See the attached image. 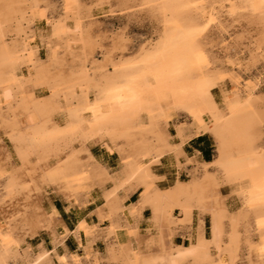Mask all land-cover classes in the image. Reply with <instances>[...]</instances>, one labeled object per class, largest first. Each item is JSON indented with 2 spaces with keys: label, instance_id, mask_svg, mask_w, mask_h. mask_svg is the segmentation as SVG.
<instances>
[{
  "label": "bare ground",
  "instance_id": "bare-ground-1",
  "mask_svg": "<svg viewBox=\"0 0 264 264\" xmlns=\"http://www.w3.org/2000/svg\"><path fill=\"white\" fill-rule=\"evenodd\" d=\"M32 1L0 0V263L19 248L18 231H65L53 234L58 261L78 257L64 247L60 198L66 211L95 205L88 217L119 237V264H264V104L257 79L244 95L227 90L212 56L216 46L247 69L264 65V0H91L123 27L93 35L91 9L79 4L39 34L49 49L64 44L63 57L56 46L45 60L11 41L24 35ZM129 26L146 35L132 52ZM203 136L211 161L185 151ZM163 166L174 171L167 186ZM97 227L84 218L73 235Z\"/></svg>",
  "mask_w": 264,
  "mask_h": 264
},
{
  "label": "rangeland",
  "instance_id": "rangeland-1",
  "mask_svg": "<svg viewBox=\"0 0 264 264\" xmlns=\"http://www.w3.org/2000/svg\"><path fill=\"white\" fill-rule=\"evenodd\" d=\"M32 2H33L32 8L34 11L32 10L31 13L29 12V14L26 17V21L22 25L24 35H22V37L20 38H16L15 36H13L11 37L12 40L11 39L10 40L15 45L22 44V46H25L26 44H28L29 47L37 46L36 47L37 55L38 57H41L43 60H45L51 48H57V47H59V49H57L58 51L55 52L56 57L57 58L63 57L65 55L64 50H62L64 48V44H62L63 43L62 41H58L55 43V45H52V47H50L49 49L50 45L47 43V41H44L45 43L44 42L42 43L39 40L40 39L39 34L40 33L47 34L49 30L47 29L48 24L51 21L54 20V21L63 22L66 18L72 15V13L75 11L76 7L79 4L83 5L87 9H91L90 17L87 18L85 22L88 28L91 29L93 35H98V36L109 35L111 33H115L119 31L123 27L121 22H119L115 18L110 17L105 9L104 10L97 9L96 7H94V4L93 2H91V0H33ZM124 32L131 52L139 44L140 37L142 38L146 36L144 31H140V29L136 28L135 26H129L124 28ZM11 34L14 33L12 32ZM27 38H29L30 41ZM103 44L105 46L103 50L104 53V51L106 52L110 46L106 42L105 43L103 42ZM217 50L218 47L216 46L213 47L212 56L214 58V61L217 62L221 71L225 72L223 86L227 90H230L232 86L237 85L240 92L244 95L249 89H253V87L251 86L254 85V81L257 79L256 81H258V86H255L254 88V91L256 90L255 98L258 101H260L261 104H264L263 102L264 101V65L258 67L255 70L250 68L247 69L244 66L245 65L244 61L237 62L232 56H225L224 54L220 53L219 50L218 51ZM99 56L100 55L98 54L97 58L100 60L101 57ZM180 123L184 124V121L181 120ZM201 140L206 141L207 149L210 151V158L212 160L214 158V150L211 139L208 136H204V138H202ZM263 141H264V135H263ZM196 144L197 142H192V143L190 142L188 145H186L185 150L189 155L192 152H194L193 148H195ZM93 153L95 154V156H102L109 167L111 168L118 167V162L115 156L108 157L103 151L99 150L98 148H95L93 150ZM164 163L167 164V161ZM157 170L156 171L158 173L167 174L169 177L168 183L163 184V186L170 185L174 179V177L172 176L174 173L173 169L171 168L169 169V167L167 168L163 166L158 168ZM168 172L170 173L168 174ZM187 175H188L187 173L183 174L181 178L186 179ZM137 198L138 196L137 194H135L129 201H127L125 204L126 208H129L137 200ZM132 200H134V202H131ZM52 201L54 206L59 211L62 221L68 230L66 231L67 235L64 241V247L69 252L75 253L78 256L75 260H72L73 262L69 261L67 262V264H119L118 261L115 262L116 256L112 254V251L114 250L115 252L119 247L120 244L119 237L117 238V236L113 234L111 235L107 234L108 233L107 222L99 225L95 219H90L88 217L89 215L94 216L92 212L96 208L95 205H91L88 208L82 209V211L76 208L73 209L71 208L69 209V211H66L65 210L66 205L60 200V198L58 199L55 198ZM97 204L100 205V202L99 203L97 202ZM148 217H149V212L146 211L144 213L145 220H143V225L148 224V220H149ZM84 218L87 219V224H89L90 227L93 226L94 227L98 226V227L96 231H82V232L80 231V233L78 234L79 237L77 239V237L73 235L74 230L76 229L78 221ZM205 224L208 227V222L206 223L205 221ZM51 232L41 231L37 235L28 237V235H23L21 231H18V233L20 234L18 233L16 234L17 235L16 239L22 241L19 243V248L17 249V251L14 250L12 252L13 257L8 259L7 260L8 262L6 264H28V262L31 261L32 258H35L38 254L42 253L43 251L47 253L46 256L47 261L41 260L38 264H60L58 261V256L63 254V246L58 245V247H56L54 250V246L52 243L53 234H55V236H57L59 240L64 237L65 231L59 230V231H54L53 233ZM182 232L183 231L177 233V237L175 240L177 244L182 242L184 243L186 241L185 240L186 236L184 235V232L183 233ZM22 235L25 237L22 238ZM92 236H94L93 237L94 241L90 246L91 249L89 248L88 250H84L85 247L84 245H86L87 239ZM2 245L3 243L0 238L1 250L4 247Z\"/></svg>",
  "mask_w": 264,
  "mask_h": 264
},
{
  "label": "crops",
  "instance_id": "crops-1",
  "mask_svg": "<svg viewBox=\"0 0 264 264\" xmlns=\"http://www.w3.org/2000/svg\"><path fill=\"white\" fill-rule=\"evenodd\" d=\"M188 145V144H187ZM194 149V151L196 152V153H198L199 155H198V158L199 159H201V161H205L204 160V156H203V151H205V150H207V143H206V141L205 140H200V141H197V144H196V146H195V148H193ZM186 151V150H185ZM134 195H132V197H133ZM131 197V198H132Z\"/></svg>",
  "mask_w": 264,
  "mask_h": 264
},
{
  "label": "trees",
  "instance_id": "trees-1",
  "mask_svg": "<svg viewBox=\"0 0 264 264\" xmlns=\"http://www.w3.org/2000/svg\"><path fill=\"white\" fill-rule=\"evenodd\" d=\"M202 138H204V136H203V137H199V138H197V139L191 141V143H192V142L200 141ZM203 156H204V160H205V161H210V160H211V158H210V151H209L208 149L205 150V151H203ZM131 202H134V200H132Z\"/></svg>",
  "mask_w": 264,
  "mask_h": 264
}]
</instances>
